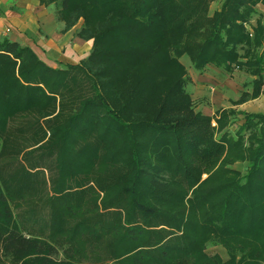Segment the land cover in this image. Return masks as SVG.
I'll return each instance as SVG.
<instances>
[{
  "label": "trees",
  "instance_id": "obj_1",
  "mask_svg": "<svg viewBox=\"0 0 264 264\" xmlns=\"http://www.w3.org/2000/svg\"><path fill=\"white\" fill-rule=\"evenodd\" d=\"M39 1L92 48L53 68L0 42V264H264V114H205L181 62L244 70L235 104L258 98L264 0Z\"/></svg>",
  "mask_w": 264,
  "mask_h": 264
},
{
  "label": "crops",
  "instance_id": "obj_2",
  "mask_svg": "<svg viewBox=\"0 0 264 264\" xmlns=\"http://www.w3.org/2000/svg\"><path fill=\"white\" fill-rule=\"evenodd\" d=\"M259 17L264 21L263 3L257 6V14L249 27H255ZM80 25L81 22L64 32V23L56 19L54 6L43 5L39 0H0V42L9 38L29 46L53 68L59 63H78L90 53L92 42L78 36ZM224 72L213 65L207 66L203 73L188 71L192 80L189 91L205 114L214 115L219 109H228L216 83L217 75L222 76ZM247 104H242L241 111Z\"/></svg>",
  "mask_w": 264,
  "mask_h": 264
},
{
  "label": "rangeland",
  "instance_id": "obj_3",
  "mask_svg": "<svg viewBox=\"0 0 264 264\" xmlns=\"http://www.w3.org/2000/svg\"><path fill=\"white\" fill-rule=\"evenodd\" d=\"M78 61V60H76ZM181 62L185 65L188 71L192 72L193 67L192 63L190 61V58L188 56H183L181 58ZM57 67H60L59 65H56ZM216 83H217V91L219 93H223L224 96V105L228 106V108H233L236 110H241L242 104H235L236 101H239V99L243 96V94H250L254 87V80L255 77L248 74L246 71L241 69H236L233 73H227L224 72V75L216 77ZM231 78V79H230ZM228 79V80H227ZM226 81H229L228 84ZM190 89V87H189ZM191 91V90H190ZM247 106L243 111H249L250 113H261L264 114V91L262 90L260 96L255 99H250L247 102ZM243 122L242 120L240 123ZM233 168L240 171L242 174L246 172V164L237 162L233 165ZM44 176L45 180L48 179V175H42ZM206 176H204L205 178ZM38 180L43 183V179L40 177ZM191 196L189 195L188 198ZM43 199L42 197L39 199L38 196L35 198H32L26 202V205L24 206L23 210L27 213V211H31L33 209L39 210V214L36 215L34 220L31 221L30 224H28L27 227H30L31 230L42 237H45V235H48L51 233L50 228V220H51V213L50 208L48 204H44L43 207H39L40 202L39 200ZM39 203V204H37ZM37 207V208H34ZM78 221L77 220H70V223H74ZM208 252L210 254H220V256L223 259H227L228 255L224 247L221 245H211L208 247Z\"/></svg>",
  "mask_w": 264,
  "mask_h": 264
},
{
  "label": "built area",
  "instance_id": "obj_4",
  "mask_svg": "<svg viewBox=\"0 0 264 264\" xmlns=\"http://www.w3.org/2000/svg\"><path fill=\"white\" fill-rule=\"evenodd\" d=\"M263 91H264V86H263Z\"/></svg>",
  "mask_w": 264,
  "mask_h": 264
}]
</instances>
